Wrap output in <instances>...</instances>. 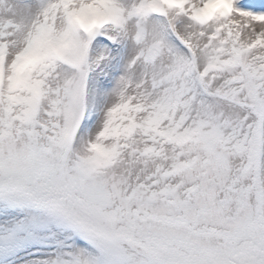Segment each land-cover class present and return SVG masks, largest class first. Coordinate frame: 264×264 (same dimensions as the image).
Wrapping results in <instances>:
<instances>
[{
  "label": "snow or ice",
  "instance_id": "snow-or-ice-1",
  "mask_svg": "<svg viewBox=\"0 0 264 264\" xmlns=\"http://www.w3.org/2000/svg\"><path fill=\"white\" fill-rule=\"evenodd\" d=\"M0 264H264V0H0Z\"/></svg>",
  "mask_w": 264,
  "mask_h": 264
}]
</instances>
